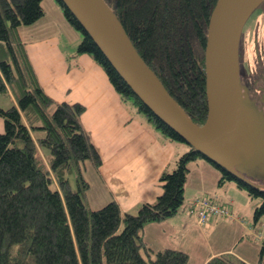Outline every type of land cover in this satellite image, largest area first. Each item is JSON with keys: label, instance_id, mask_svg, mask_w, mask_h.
<instances>
[{"label": "trees", "instance_id": "trees-1", "mask_svg": "<svg viewBox=\"0 0 264 264\" xmlns=\"http://www.w3.org/2000/svg\"><path fill=\"white\" fill-rule=\"evenodd\" d=\"M54 1L66 22L83 35L75 53L91 55L122 100L133 102L169 139L188 143L140 99L64 1ZM106 1L169 92L194 121L205 122V48L217 0ZM44 14L43 0H0V91L14 96L10 106L0 105L5 122L0 132V264H187L188 253L152 248L142 229L179 210L185 200L188 164L199 158L218 168L220 184L234 181L251 197L260 198L255 222L264 215V188L238 178L193 147L177 158L176 167L161 173L163 191L155 201L142 203L136 212L122 211L113 198L102 207L89 208L83 194L91 181L83 165L88 160L97 169L102 157L82 125L86 107L80 101H57L45 91L20 34L22 25ZM74 169L77 188L69 178ZM207 196L210 203L225 208V203ZM213 211L203 221L197 215L198 222L203 224L217 213L229 215ZM206 264L249 263L224 252ZM257 264H264V239Z\"/></svg>", "mask_w": 264, "mask_h": 264}, {"label": "crops", "instance_id": "crops-1", "mask_svg": "<svg viewBox=\"0 0 264 264\" xmlns=\"http://www.w3.org/2000/svg\"><path fill=\"white\" fill-rule=\"evenodd\" d=\"M51 3L50 20L44 7L41 18L20 27L33 67L40 84L55 100L80 101L85 105L82 125L102 157L97 168L99 182L106 186L107 198L115 199L122 211L136 212L142 203L153 202L162 193L161 173L174 168L188 146L169 139L131 106V101L122 100L105 70L91 55L75 53L81 36L73 32L74 40L68 45L65 33L72 27L59 4ZM7 93L11 105L14 96L10 91ZM4 129L5 122L0 116V132ZM191 162L196 166L190 165L183 205L163 221L147 223L142 229L143 238L154 249L172 247L185 251L189 255L187 264H206L211 257L224 252L257 264V260L248 257L249 253L241 252L243 237L251 234L250 223L241 225V206L234 204V195L243 192L233 181L220 184V171L208 160L199 158ZM202 194L231 204L238 215L217 213L199 223L196 212L191 208L188 211V206L195 196ZM257 205L254 202L247 206L248 220ZM261 237L262 233H258L257 238Z\"/></svg>", "mask_w": 264, "mask_h": 264}, {"label": "water", "instance_id": "water-1", "mask_svg": "<svg viewBox=\"0 0 264 264\" xmlns=\"http://www.w3.org/2000/svg\"><path fill=\"white\" fill-rule=\"evenodd\" d=\"M140 99L191 147L252 185L264 175V117L243 90L240 37L264 0H217L205 48L208 115L197 123L137 50L106 0H63Z\"/></svg>", "mask_w": 264, "mask_h": 264}, {"label": "rangeland", "instance_id": "rangeland-1", "mask_svg": "<svg viewBox=\"0 0 264 264\" xmlns=\"http://www.w3.org/2000/svg\"><path fill=\"white\" fill-rule=\"evenodd\" d=\"M51 2H55V1L54 0H44V2H43V6L45 7V9L48 12L47 20H50L53 16V13L50 9L52 7ZM263 5H264V1L258 6L257 9L261 8ZM60 8H61V6H60ZM61 10H62V8H61ZM62 12H63V10H62ZM73 32H75V30L72 28V30L70 29L69 32L65 33L67 38L69 39L68 43H70L74 40V36L71 35ZM73 34H75V33H73ZM79 34L81 36V38H80V41H81L83 35L80 31H79ZM76 48H77V46H76ZM133 104H130V105L135 107V109L137 110L138 108L136 107L135 104L134 105ZM0 105H2V106L3 105L4 106L10 105V97H9L8 93L0 91ZM186 144L188 146V149H190L191 145L189 143H186ZM187 146H186V149H187ZM181 154H183V153H181ZM85 162H86V165H83V170H84V174L86 175V177L91 181V187L87 190L86 193L83 194V199L89 208L96 209V208L102 207L103 205H105V203H107L109 201V199L107 198L108 190L104 184L99 182L98 170L93 167V165L90 161L87 160ZM190 165L192 168L194 166H196L195 163L190 162L188 164L189 169H190ZM172 169L173 168H171L170 170H172ZM69 178H70V182L72 184V187L77 188V174H76L75 169H74V171H72L69 174ZM234 184H236V183H234ZM236 186L239 190H241L243 192L242 195H234L236 198V201H234V204H238L242 208L241 215L243 218H241V225L244 226L246 223L248 226V223H250L249 224L250 226H248V227H251L249 230V232L251 234H249L248 236H244L242 239L241 252L245 251V253H249L248 257L250 259H252L254 261L255 260L258 261V258L260 255L259 252L261 251V246H262V242L264 239V215L257 222H255L254 215H253L255 209L252 210L251 220H248V217L246 215V211H247L248 205H250L251 203H254V202H257L259 204L261 202V200L259 197H251L246 190L240 188L237 184H236ZM232 195H233V193H232ZM227 206H228L227 211L230 214V216H233L234 215L233 213L238 215V213L234 212L233 207H231V204H230V206L228 204H226V207ZM189 209H190V207L188 206V211H189ZM182 210H183V208L181 209V211ZM181 211L179 212L178 223H179V218L181 216L180 215ZM258 233H260V234L262 233V237L259 239L257 238Z\"/></svg>", "mask_w": 264, "mask_h": 264}, {"label": "flooded vegetation", "instance_id": "flooded-vegetation-1", "mask_svg": "<svg viewBox=\"0 0 264 264\" xmlns=\"http://www.w3.org/2000/svg\"><path fill=\"white\" fill-rule=\"evenodd\" d=\"M258 8V7H257ZM247 19L240 37V74L243 90L264 117V5ZM264 183V175L253 174Z\"/></svg>", "mask_w": 264, "mask_h": 264}, {"label": "built area", "instance_id": "built-area-1", "mask_svg": "<svg viewBox=\"0 0 264 264\" xmlns=\"http://www.w3.org/2000/svg\"><path fill=\"white\" fill-rule=\"evenodd\" d=\"M192 206H193V210H196L198 212L201 221L205 220L207 213H209L208 211L211 210H214L213 212H222L220 210L227 211V209L225 208H220L219 206L210 203L209 198L205 196L200 198H195L192 201Z\"/></svg>", "mask_w": 264, "mask_h": 264}]
</instances>
